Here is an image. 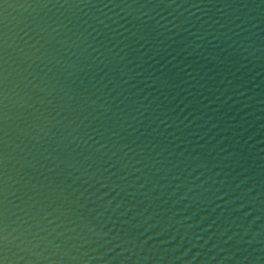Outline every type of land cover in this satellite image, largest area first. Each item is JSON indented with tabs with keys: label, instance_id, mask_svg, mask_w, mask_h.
Listing matches in <instances>:
<instances>
[{
	"label": "water",
	"instance_id": "water-1",
	"mask_svg": "<svg viewBox=\"0 0 264 264\" xmlns=\"http://www.w3.org/2000/svg\"><path fill=\"white\" fill-rule=\"evenodd\" d=\"M4 264H264V0H2Z\"/></svg>",
	"mask_w": 264,
	"mask_h": 264
},
{
	"label": "snow or ice",
	"instance_id": "snow-or-ice-1",
	"mask_svg": "<svg viewBox=\"0 0 264 264\" xmlns=\"http://www.w3.org/2000/svg\"><path fill=\"white\" fill-rule=\"evenodd\" d=\"M0 2H2V0H0ZM0 216H2V213H0ZM0 264H4V260L0 259Z\"/></svg>",
	"mask_w": 264,
	"mask_h": 264
}]
</instances>
